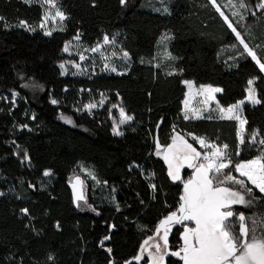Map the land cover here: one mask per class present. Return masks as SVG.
I'll return each instance as SVG.
<instances>
[{"label": "trees", "instance_id": "obj_1", "mask_svg": "<svg viewBox=\"0 0 264 264\" xmlns=\"http://www.w3.org/2000/svg\"><path fill=\"white\" fill-rule=\"evenodd\" d=\"M142 1L58 0L66 18L63 28L49 35L20 25L42 19L40 3L0 0V264L132 260L161 218L180 205L184 182L174 181L167 162L155 153L157 144H170L175 133L228 146L231 164L222 172L242 178L252 188L251 205L231 208L236 231L243 213L249 228L255 220L257 233L264 232V193L234 168L264 154V145L250 144L255 132L264 139V72L212 0H154L165 8L157 11L141 7ZM243 2L248 10L241 21L226 14L232 15L235 27L264 63V9L253 15L261 0ZM165 34L173 58L160 62L158 46ZM106 35H116L129 53L125 72L62 74L59 63L68 40L79 36L93 45ZM186 78L220 86L217 100L223 105L244 98L248 81L256 79L261 103L243 107L244 144L237 119L184 118ZM31 81L44 89L29 87ZM12 91L22 98L15 102ZM100 92L121 102L132 116L121 135L113 131L107 110L79 109ZM62 112L75 125L62 121ZM80 164L96 177L87 180L90 210L78 209L70 185ZM213 183L219 185L215 179ZM182 229L175 226L171 248L181 246ZM167 264L183 260L169 254Z\"/></svg>", "mask_w": 264, "mask_h": 264}, {"label": "snow or ice", "instance_id": "obj_2", "mask_svg": "<svg viewBox=\"0 0 264 264\" xmlns=\"http://www.w3.org/2000/svg\"><path fill=\"white\" fill-rule=\"evenodd\" d=\"M29 2V0H25ZM45 3L52 7H55V0H44ZM215 4V0H212ZM121 3H125V0H121ZM241 7H245L243 0ZM259 8L264 9V0H261L258 5ZM219 11V8L217 9ZM223 15V13H221ZM255 15V13H253ZM55 17H59L60 20H64L66 17L63 12H55ZM53 17V19L55 18ZM227 19V17H225ZM24 23V22H21ZM231 27V24H229ZM234 32L235 28L232 29ZM51 34V33H46ZM239 38V33H236ZM78 38V37H77ZM244 44V41H240ZM104 43H109L107 37L104 39ZM245 51L251 58L256 61L259 68L264 72V63L257 59L256 53L248 48L247 44H244ZM97 48H93L92 51H97ZM67 51V48H65ZM127 56V53H124ZM83 59V57H81ZM63 67V65H61ZM115 71V68L112 69ZM189 88L192 87L191 82L185 81ZM249 85L253 84V80L248 81ZM203 93L209 94L210 99H214L211 96L212 93L220 92L219 88H212L211 86L202 87ZM248 100L253 104H259L261 101L256 98L255 89H248ZM56 103V101H52ZM103 103V102H101ZM185 101V106H187ZM244 101H240L237 105L229 107L227 110L221 108V112L227 111L233 113V111L243 104ZM89 110L96 107L94 104L87 106ZM116 107V105H113ZM120 123L124 124L132 119L131 116L125 114L124 109H120ZM188 119L187 114L184 117ZM227 119H237L241 123V131L246 121L241 120L237 115H228L222 117ZM72 123L71 120L67 121ZM115 134L121 135L118 130H114ZM256 133L251 137L253 142L256 141ZM195 139V138H194ZM177 140L181 141L183 148H177L174 152L172 149L176 146ZM202 147L211 148L210 154H205L203 159L206 163L196 164L194 161L198 160L201 153L198 152L191 144L184 141L182 137H174L173 145L169 147L168 152L165 153L164 159L168 164L169 175L174 181L180 180V169L185 164L188 168L194 169L192 178L184 181L183 183V195L180 197V205L178 208L179 215L174 211L168 215L164 220L160 222L157 233L160 228L164 229V244L165 247L168 244V233L170 226L175 224L183 225V246L180 252H173L171 255L180 256L183 260V264H264V232L257 233V221H252V227L249 228L245 223L246 217L243 213L238 215L239 220V232L236 231V225L231 219L234 216L231 206L233 204H247L251 205V201H246L244 195L239 191H234L228 187L214 186V179L219 184L225 182H231L240 185L245 188L248 193L252 192V188L246 187L243 180H239L231 173H223L222 170L230 166L231 161L228 163L223 162L222 158L226 157L225 151L221 147L214 144H207L203 139L199 140ZM244 137L241 136L240 144H244ZM259 144L264 145V139L259 140ZM227 145H223V149H227ZM183 152L181 156L180 153ZM239 155V152L236 153ZM264 154L262 157H258L253 160L237 163L234 168L235 171L240 174L241 177H247L248 181L254 185L260 193H264ZM219 161V162H218ZM210 173L220 174L217 176H211ZM45 172V175H48ZM222 176V178H221ZM77 182L79 179L77 178ZM75 187V186H74ZM153 187H155L153 185ZM77 200H82L83 196L76 195ZM27 213V209H22ZM192 222L194 226H189L184 222ZM264 228V225L261 226ZM107 239V237H106ZM147 243V242H145ZM159 251V245H156ZM109 251H111L109 249ZM182 253V255H181ZM164 257L153 258V264H163Z\"/></svg>", "mask_w": 264, "mask_h": 264}, {"label": "rangeland", "instance_id": "obj_3", "mask_svg": "<svg viewBox=\"0 0 264 264\" xmlns=\"http://www.w3.org/2000/svg\"><path fill=\"white\" fill-rule=\"evenodd\" d=\"M159 1L161 2V4H164L165 0H159ZM29 2H38L42 5V7H43L42 19L35 25H31L30 23L23 20L21 22H24V23L20 22V25H23V26L30 28V29L41 28L45 33H52L55 30L63 28L64 20L61 21L59 17H55V12L57 11V9L64 13V11H63L60 3L58 2V0H55V7H52L49 4L45 3L44 0H29ZM241 2H242V0H215V5L223 13L224 17H227L226 20L229 22V24H231V27L235 28V30H236L235 33L238 32L240 34L239 38H238L239 42L241 40H243L244 44H247L248 48H250L252 51H254L256 53L257 59L260 60L257 51L254 48H252L249 43L246 42V40L243 38L242 34L235 27V25L231 19L232 15H233L232 17L238 21H241L244 18V15L247 12L248 7L244 2L243 3L245 5V7H241ZM220 4H223V8L220 6ZM141 7L145 8V9L156 10V11L160 10V9H165V8L157 7L156 4L154 3V0H143ZM260 10H261V8L257 7V9L254 10L253 12L255 13V15H258V12ZM229 12L232 13V15L230 17H228V15H227ZM64 15H65V13H64ZM53 17H55V18L53 19ZM65 17H66V15H65ZM105 37H107L109 40V43H107V44L104 43ZM234 45H230L229 47L234 48ZM65 48H67V51H65ZM93 48H97L98 50L94 52V51H92ZM63 50H64V58L59 63V66L61 68L63 75L72 74L75 76H81V75L83 76V75H87L90 73H96V72H101V71L120 73V72H125L128 69V66L130 64V55L125 49L122 48L121 43L116 38V35H114V36H107L106 35L101 40L97 41L93 45L85 44L80 40L79 36H74L73 38H71L70 40H68L65 43ZM124 53H127V56H125ZM81 57H83V59H81ZM172 58L173 57H172V55L168 49L167 34H165V35H163V37L159 41L157 60L160 62L165 61V60L170 61ZM61 65H63V67H61ZM113 68H115V71H112ZM250 80H253V84L252 85L248 84L247 94L244 98H242V99H240L234 103H231L229 105H223V104L219 103V101L217 100V97H214L215 96L214 93H212L211 96L214 97L215 99H210L209 94L203 93L201 91L202 87L211 86L212 88H219V89H220V87H218L216 85L206 84V83H197L193 79H188V78L184 79V84L187 86V93H186V96L184 99V109L186 111L187 116L193 117L194 115H200V116H195V118H202L201 115L206 116V117H212V116H216V115H218L219 117H227L228 115H237L240 117L241 120L245 121V118L243 115V107L246 103H251L248 100V95H249L248 89L250 87L255 89L256 98L259 99L258 91H257V88L255 86L256 79L252 78ZM185 81L191 82L192 87L189 88L188 84H186ZM27 85L33 89H36V90H43L44 89L41 85H39L33 81L28 82ZM10 95H11L12 99L15 100V102H17V100L22 98V96L17 91H12L10 93ZM53 101H54V99H53ZM185 101L188 102L187 106H185ZM240 101H244V103L240 104V106L238 108H236L233 111V113H228L227 111H225V112L220 111L221 108L227 110L229 107H231L233 105H237ZM101 102H103V103H101ZM89 104H94V105H96V107L91 108L89 110V108L87 107ZM113 105H116V107H113ZM121 108L124 109V112L126 115L131 116L130 114H128L126 112V110H125V108L121 102H112L111 100H109V98H107V96L103 92H100L94 99L82 102L79 109H80V111H86L88 113H93L96 109L107 110V112L109 113V116L113 122V131L118 130L120 133H122L124 126L126 124H128L132 119L130 121H127L124 124H121L120 123V119H121L120 109ZM59 118L62 121H64L65 123H68L67 121L71 120L72 123H68V124L75 125L73 118L68 114H65L62 112L59 114ZM238 122L240 123V120H238ZM255 133L257 134V132H255ZM238 134H239V141H240L241 136H243L245 139V125L243 126V131H241V123H240V127L238 129ZM252 135H251V137H252ZM177 136L182 137L184 141H187L188 144H191L198 152L201 153V156L203 154L202 157L200 156L201 158L196 160V162H195L196 164L206 163V161H204V159H203L204 155L206 153H211V151H213V149H211V148L202 147L199 143L200 139H203L207 144H210V145L214 144V145L221 147L222 150L225 151V153H226V157L222 158L223 162L228 163L230 160L229 152L227 151V149H223V145H219L218 143L211 142L208 139L204 138L203 136H198V135H194V134H191V135H189V137H186V136H183L179 133H175L173 136V139H174V137H177ZM251 137H250V144L258 145L259 140H261L260 137L258 136V134L256 135V141L255 142H253L251 140ZM173 139H172V142L166 146H163L160 143H158L157 148L155 150V153L164 159L165 153L168 152L169 147L173 145ZM177 148H183V145L179 140H177L176 146L173 147L172 150L175 152L177 150ZM180 155L182 156L183 152H181ZM258 157H262V156L261 155L254 156L250 159L242 160L239 163L249 161V160H253V159H256ZM262 162H263V159H262ZM183 168H184V166L181 167V169H180V177H181L180 181L184 182V181L192 178V176L194 174V169H192V168L183 169ZM186 171H187V173H186ZM234 177H236L239 180H243L242 178H240L236 175ZM77 178L79 179V182H77ZM88 179L95 180L96 177H95V174L92 171V169L90 167L86 166L85 164H80L78 166L77 171L75 173H73L70 177V185L72 187L75 205L78 207L79 210H90L91 209V204L89 203L88 196H87L88 186H89L88 181H87ZM214 186L228 187L234 191H239L242 195H244L245 200L248 201V195H249L248 192H246L245 188L241 187L238 184L231 183V182H225V183L219 184V185L214 184ZM77 194L82 195L83 199L77 200L76 199ZM236 205H244V204H233L231 206V208H233ZM178 208L169 212L167 215H165L164 217L161 218V220L156 225L154 232L144 239L136 257H134L130 261H127L126 264H128L131 261L141 262L143 259L147 260V264H153V258L154 257H160L162 255L164 257L163 264H167V256L169 254H171L173 252H180V250L183 246V239H182L181 246L178 249H173L170 247V236H171L172 232L174 231L175 226H177L178 224L173 223L170 226V231L168 233V244L166 247H165L164 240H163L164 229L160 228L159 233H157V229L159 228L160 222L162 220H164L168 215H170L174 211H176L177 215H179ZM184 223L188 224L190 227L194 226L192 224V222L186 221ZM180 225H182V224H180ZM182 233H183V229L181 232V237H182ZM145 242H147V243H145ZM156 245H159V251L157 250ZM181 255H182V253H181ZM177 257H180V256H177Z\"/></svg>", "mask_w": 264, "mask_h": 264}, {"label": "crops", "instance_id": "obj_4", "mask_svg": "<svg viewBox=\"0 0 264 264\" xmlns=\"http://www.w3.org/2000/svg\"><path fill=\"white\" fill-rule=\"evenodd\" d=\"M218 87H220V86H218ZM186 88H187V86H186ZM220 89H221V87H220ZM186 93H187V89H186ZM186 93H185V96H186ZM217 93L218 92H215L214 94H215V96L214 97H217ZM185 96H184V99H185ZM184 99H183V111H184V114L186 115V111H185V109H184ZM215 99V98H214ZM221 107V106H220ZM195 116H200V115H194L193 116V118H195ZM216 116H218V115H216ZM191 117V116H190ZM201 117L203 118V117H206V116H203V115H201ZM244 125H246V123L244 124ZM239 127H240V123L238 122V129H239ZM196 162V161H195ZM194 162V163H195Z\"/></svg>", "mask_w": 264, "mask_h": 264}, {"label": "flooded vegetation", "instance_id": "obj_5", "mask_svg": "<svg viewBox=\"0 0 264 264\" xmlns=\"http://www.w3.org/2000/svg\"><path fill=\"white\" fill-rule=\"evenodd\" d=\"M181 142V141H180ZM183 169H186V166L184 165V168Z\"/></svg>", "mask_w": 264, "mask_h": 264}, {"label": "water", "instance_id": "obj_6", "mask_svg": "<svg viewBox=\"0 0 264 264\" xmlns=\"http://www.w3.org/2000/svg\"><path fill=\"white\" fill-rule=\"evenodd\" d=\"M194 162H195V161H194ZM185 166H186V169H187V168H188V167H187V164H185Z\"/></svg>", "mask_w": 264, "mask_h": 264}, {"label": "built area", "instance_id": "obj_7", "mask_svg": "<svg viewBox=\"0 0 264 264\" xmlns=\"http://www.w3.org/2000/svg\"><path fill=\"white\" fill-rule=\"evenodd\" d=\"M206 154H210V153H206Z\"/></svg>", "mask_w": 264, "mask_h": 264}]
</instances>
